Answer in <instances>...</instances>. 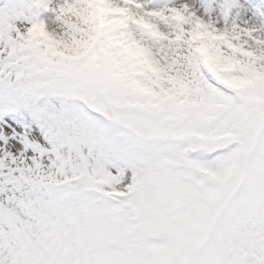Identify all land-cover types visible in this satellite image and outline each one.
Listing matches in <instances>:
<instances>
[{"label": "snow or ice", "instance_id": "6c2138e0", "mask_svg": "<svg viewBox=\"0 0 264 264\" xmlns=\"http://www.w3.org/2000/svg\"><path fill=\"white\" fill-rule=\"evenodd\" d=\"M0 264H264V0H0Z\"/></svg>", "mask_w": 264, "mask_h": 264}]
</instances>
